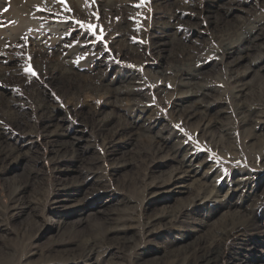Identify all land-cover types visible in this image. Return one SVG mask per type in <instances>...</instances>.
<instances>
[{"label":"rangeland","instance_id":"374dc122","mask_svg":"<svg viewBox=\"0 0 264 264\" xmlns=\"http://www.w3.org/2000/svg\"><path fill=\"white\" fill-rule=\"evenodd\" d=\"M262 82L264 0H0V264H167L239 216L264 230V116L245 143L235 116L246 98L264 113ZM196 105L226 111L234 154L203 140ZM262 230L237 237L250 259ZM93 232L98 248L71 253ZM232 243L218 264L239 262Z\"/></svg>","mask_w":264,"mask_h":264},{"label":"bare ground","instance_id":"6f19581e","mask_svg":"<svg viewBox=\"0 0 264 264\" xmlns=\"http://www.w3.org/2000/svg\"><path fill=\"white\" fill-rule=\"evenodd\" d=\"M252 49H253V46H251L249 49H247V51L245 52V55H248ZM223 79L220 78L221 81H223ZM182 84L183 83H181V85ZM263 84H264V82H262V85ZM191 85H189V84L188 85H186V84L182 85V87L185 88V90L182 89L183 93L189 94V92H191V89H192ZM225 85H227L226 87L231 88L230 92L232 95V99H236V98L238 99L239 95L244 96L242 91H237L236 92L237 95H235L233 93V91H235L236 88L234 86H232L231 84L230 85L227 84L226 81H225ZM175 86H178V85H175ZM261 88H262V86H261ZM263 88H264V86H263ZM198 90L200 91V93L199 94L196 93V94L200 98H202V101L207 100L206 97L209 94V92H207L208 90L203 91L202 88H199ZM199 91H197V92H199ZM183 93L181 94V92H180L179 95L180 94L184 95ZM256 98H257V100L261 98L260 101L262 103H264V96L261 97V95H259ZM218 99H219V97H218ZM252 100H253L252 98H250V99L246 98V101L237 102L239 104L235 107L236 108L235 109L236 110L235 116L239 117V119H240V124L237 123V125H238V129H239V126L241 128V132L239 131L240 137H241V142H244V143L246 142L248 137L252 136L251 129H254V127H255V126H251L253 119L257 118L256 121H259L260 120L259 117L264 116L263 112H259L257 114H254V112L252 111V108H251V107H254V105H251V104L248 105L247 104L248 102H251ZM207 109H208V107H207ZM173 110H174V108H173ZM177 111H178V109H177ZM183 112L186 113V115H187L186 117H188V118H192L194 116L199 115L200 118H202L201 120L204 122L201 124H203L205 129H210V128L215 129V131L213 130V132H205V131H207V130H205L204 134H202V138H203V140H206L210 137L212 143L214 144V148L216 149V151L220 155H222L224 157H229L232 154H234L235 147H236L235 137L233 136V134L231 135L230 132H235V131H237V129H235V128L223 129L222 124H221V122H222L221 116L223 117V115L226 112L225 110H219L218 112L214 111L213 113L212 112L209 113V111L204 113V111H202L203 113H200V108L198 105H196L192 109L183 110ZM205 119L207 120V122ZM235 124L236 123H234V125ZM199 131H200V129H199ZM194 133H197V132H194ZM157 138H158V144H159L160 149L168 148L170 150V152H172L171 155L173 156V159L178 164V166L176 168L177 173L184 175V174L190 173V171L193 170L192 169L193 164H192L191 160H189L185 155L181 156L183 149H181L180 138L177 140V142L171 144V146L168 143L167 138L164 137V134H159L157 136ZM259 143H260V141H259ZM260 146H262L261 151L259 149L258 150L261 152V155H264V143H262V145H260ZM251 148L249 146H247V150H250V152L253 150V148L255 149V146H251ZM258 150H256V151H258ZM245 151L246 150H244L243 152L245 153ZM253 152L255 153V151H253ZM239 153H241V152H239ZM261 158H264V157H261ZM191 174H194V177H195L196 176L195 170H193V172H191ZM172 180H173V177L171 179H169V182H171ZM237 182H238L237 187L235 189L229 188L225 197H227V196L229 198L234 197V194L237 192V190L240 189L241 187H243L241 184L243 182V180H238ZM80 185H82V184L80 183ZM245 186L243 188H245ZM201 192L203 193V196H202V198H199V199L205 200V199L212 198V196L217 193V190L212 186L211 189H201ZM262 201H264V198L262 199ZM32 211H33V214L36 213V209H33ZM166 219H168V216H163V217H160L159 219H157L155 222H157V223L163 222ZM4 222H6L5 219H4ZM152 224L153 223H151V222L148 223V225H152ZM251 227H256V229H258V230H262V228H263V226L260 223H258L255 214L253 215V213H251L250 215L239 216V217H237L236 222H232L230 224L225 225L223 227V229H221L216 235H213L211 238L200 241L195 246H192L191 248L185 250L184 252L173 254L172 258L170 259L169 263H167V264H218L226 256L227 248H226L225 244L227 241H229L231 239H233V243H232V248H231L230 252H234L235 254L239 255V259H236L237 261H239L237 264H264V258L255 257L253 259H250L248 257L247 253L240 251V247H241L242 243L237 242V237L240 236V234L243 232V230L250 229ZM262 232H263V235L261 234L262 239H260L258 241L260 245L257 247H262L264 245V230H262ZM94 233L95 232L75 237V242L77 244V247L75 248V250H72L71 253H80L81 254V253H85L88 251L92 252L93 250L98 248L99 238L97 237L98 235L94 234ZM263 249H264V246H263ZM59 251H61V250H59L58 248H52L50 250V253L56 254V252L60 253ZM57 261L62 262L63 260L61 259V260H57ZM5 264H13V263L5 262ZM16 264H20V263H16Z\"/></svg>","mask_w":264,"mask_h":264},{"label":"snow or ice","instance_id":"6c2138e0","mask_svg":"<svg viewBox=\"0 0 264 264\" xmlns=\"http://www.w3.org/2000/svg\"><path fill=\"white\" fill-rule=\"evenodd\" d=\"M77 23L81 24L82 27H86V28H89V29H91V27H92L91 25L82 24V22H80V21H77ZM33 75H35V73H33Z\"/></svg>","mask_w":264,"mask_h":264}]
</instances>
